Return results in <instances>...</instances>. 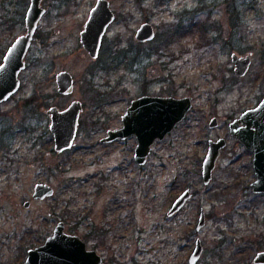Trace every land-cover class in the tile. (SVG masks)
<instances>
[{"label": "rangeland", "instance_id": "rangeland-1", "mask_svg": "<svg viewBox=\"0 0 264 264\" xmlns=\"http://www.w3.org/2000/svg\"><path fill=\"white\" fill-rule=\"evenodd\" d=\"M96 1H42L47 11L27 52L21 87L0 103V234L18 224L52 232L63 220L90 235L89 247L104 241L108 264H190L197 239L203 253L196 264H254L264 249V192L253 191V153L230 134L229 124L264 95V0H110L117 19L92 58L80 36ZM29 3L0 0V21L13 19L0 24V50L26 32ZM145 21L156 29L148 43L135 38ZM161 46L160 54L149 55ZM232 52L254 53L243 77L234 71ZM61 70L75 78L70 95L58 92ZM111 88L108 104L93 101L97 90ZM144 94L191 96L193 107L155 141L141 166L135 136L102 138L122 126L131 100ZM74 99L84 104L78 133L70 149L58 152L46 110L64 109ZM214 117L218 125L210 126ZM221 137L227 145L205 184L209 140ZM41 181L55 193L34 199ZM188 186L193 196L168 216ZM201 209L206 224L198 230Z\"/></svg>", "mask_w": 264, "mask_h": 264}, {"label": "water", "instance_id": "water-1", "mask_svg": "<svg viewBox=\"0 0 264 264\" xmlns=\"http://www.w3.org/2000/svg\"><path fill=\"white\" fill-rule=\"evenodd\" d=\"M42 0H31L27 16V32L19 36L9 48L4 67L0 69V101L7 99L18 91L20 86L19 73L25 67L24 57L32 43L36 28L46 8L41 5ZM115 19V13L108 0H99L91 10L85 28L82 31L81 41L92 57H98L102 38ZM155 37L154 27L146 22L138 29L136 38L140 41L152 40ZM235 71L239 76L247 74L251 66L250 55H232ZM59 92L71 94L75 88L74 77L68 70H61L57 74ZM193 107L191 96L174 97L144 94L131 100L122 116L123 126L109 129L103 142H112L116 139H127L136 135L138 144L134 158L139 165H145L151 154L156 140H163L186 117ZM80 100H74L67 108L60 110L53 106L48 109L51 115V130L55 137V149L58 152L70 149L77 136L79 119L83 111ZM218 125L214 117L210 126ZM230 134L240 141L253 153V166L256 179L252 182L253 191L264 192V98L256 107L247 109L229 125ZM227 139L210 140L207 154L203 161L202 177L205 184L213 178L217 160L221 150L226 147ZM54 187L46 182H38L34 187L33 197L45 199L53 195ZM193 196L190 188L183 190L173 201L168 216L180 211ZM30 206V201L24 204ZM206 224V215L201 211L197 229ZM203 253V244L197 239L194 251L190 256V263L196 264ZM254 264H264V249L259 250L253 258ZM22 264H104L102 257L96 250L87 248V243L78 234H69L65 231V222L60 221L45 245L31 250L27 260Z\"/></svg>", "mask_w": 264, "mask_h": 264}, {"label": "flooded vegetation", "instance_id": "flooded-vegetation-1", "mask_svg": "<svg viewBox=\"0 0 264 264\" xmlns=\"http://www.w3.org/2000/svg\"><path fill=\"white\" fill-rule=\"evenodd\" d=\"M27 1V0H26ZM43 1V0H42ZM57 1H59V2H61V3H66V2H68V3H70V2H74V1H77V0H57ZM98 1L99 0H97L96 1V3H95V5L91 8V10L97 5V3H98ZM109 2H110V0H108ZM137 1H139V0H137ZM30 3H31V0H30ZM30 3H29V6H30ZM41 5H42V2H41ZM43 7V6H42ZM110 7L112 8V4H111V2H110ZM45 8V7H44ZM28 9H29V7H28ZM28 9L26 10V14H25V26H26V32H27V25H26V16H27V12H28ZM91 10H90V12H91ZM112 10L114 11V13H115V19L113 20V22L110 24V25H112L115 21H116V19H117V14H116V11L112 8ZM47 11V10H46ZM90 12H89V15H90ZM185 13H187V11L185 12ZM22 14V13H21ZM187 15V17H188V14H186ZM44 16V15H43ZM42 16V17H43ZM88 18H89V16H88ZM184 18H185V15H183V17H182V22H183V24H182V28H185V30H187L188 29V27H190V26H186L185 27V24H184ZM11 20H13L12 18H10V19H8V17L7 16H5V18H4V20L3 21H11ZM88 20V19H87ZM87 20H86V22H87ZM3 21H0L1 23L0 24H2L3 23ZM40 22V21H39ZM86 22H85V24H84V27H83V30H84V28H85V25H86ZM146 22H149V21H145V22H143V23H146ZM143 23H141V25L143 24ZM149 23H151V22H149ZM187 23V22H186ZM152 24V23H151ZM109 25V26H110ZM141 25L138 27V29L141 27ZM153 25V24H152ZM38 27H39V23H38ZM38 27L36 28V31H35V34H34V37H33V39L35 38V36H39L38 35V33H40V31H38ZM153 27H154V31H155V37L152 39V40H148V41H140V40H138L137 38H136V34H137V31H138V29H137V31H136V34H135V38H136V40L137 41H139V42H142V43H148V42H152L155 38H156V29H155V26L153 25ZM210 28V26H207V24H205V27H204V30L205 29H207V28ZM109 28V27H108ZM108 28H107V30H106V32H105V34H104V36H103V38H102V43H101V48H100V53H101V49H102V47H103V49H104V47H105V44L103 43V40H104V37H105V35H106V33H107V31H108ZM82 30V31H83ZM82 31H81V36H80V40H81V37H82ZM25 32V33H26ZM25 33H22L21 35H23V34H25ZM21 35H19V36H21ZM18 36V37H19ZM18 37H16L6 48H2L1 50H0V59H2V61H1V63L0 64H3L4 63V58H5V56H6V54H7V52H8V50H9V48L11 47V45L15 42V40L18 38ZM214 37V39H216L217 37H215V36H213ZM32 42H33V40H32ZM81 43H82V41H81ZM83 44V43H82ZM31 45H32V43H31ZM31 45H30V47H31ZM84 46V45H83ZM29 47V48H30ZM85 48V47H84ZM86 49V48H85ZM29 50V49H28ZM87 50V49H86ZM28 52V51H27ZM87 52L89 53V55L91 56V54H90V52L87 50ZM100 53H99V55H100ZM234 53H237V52H232V54H231V59H232V55L234 54ZM237 54H239V53H237ZM253 52H249V53H247V54H245V56L246 55H250L251 56V59H252V62H253ZM26 55H27V53H26ZM26 55H25V57H24V61H25V67L20 71V73H19V79H20V86H19V88H18V90L20 89V87H21V84H22V80H21V78H20V75H21V73L26 69V67H27V61H26ZM99 55H98V57H99ZM239 55H241V54H239ZM92 57V56H91ZM92 58H94V57H92ZM95 58H97V57H95ZM232 62H233V59H232ZM252 62H251V64H252ZM233 64H234V71H235V63L233 62ZM251 67V66H250ZM249 70H250V68H249ZM248 70V71H249ZM60 72V71H59ZM58 72V73H59ZM57 73V74H58ZM235 73H236V71H235ZM248 73V72H247ZM57 74H56V83H57ZM237 74V73H236ZM238 75V74H237ZM239 76V75H238ZM74 77V76H73ZM239 77H243V76H239ZM74 81H75V78H74ZM75 85H76V83H75ZM57 88H58V84H57ZM75 89V88H74ZM58 92H59V89H58ZM16 93V92H15ZM14 93V94H15ZM60 94H62L61 92H59ZM73 93V92H72ZM71 93V94H72ZM13 94V95H14ZM13 95H11V96H13ZM62 95H66V94H62ZM68 95H70V94H68ZM150 95V94H149ZM11 96H9L7 99H5V100H3V101H0V103L1 102H4V101H7ZM264 98V95H263V97L261 98V100ZM74 100H77V99H74ZM74 100H72L71 101V103L74 101ZM260 100V101H261ZM81 101V100H80ZM259 101V102H260ZM70 103V104H71ZM69 104V105H70ZM82 104H83V102H82ZM259 104V103H258ZM257 104V105H258ZM39 105V104H38ZM41 105V104H40ZM68 105V106H69ZM256 105V106H257ZM53 106H56V105H52V106H50L48 109H50L51 107H53ZM67 106V107H68ZM255 106V107H256ZM56 107H58V106H56ZM66 107V108H67ZM83 107H84V104H83ZM59 108V107H58ZM253 108V107H252ZM48 109L46 110V113L48 114V116L50 117V125H49V129H50V131H51V133H52V135H53V138H54V149H55V137H54V133H53V131L51 130V124H52V118H51V115L48 113ZM60 110H64V109H61V108H59ZM84 109V108H83ZM250 109V108H249ZM246 111V110H245ZM79 123H80V119H79ZM230 125V124H229ZM122 126H123V122H122ZM121 126V127H122ZM20 129H24V126L23 127H20ZM78 133V132H77ZM132 136H135L136 137V139H137V136L136 135H132ZM131 137V136H130ZM129 138V137H128ZM122 140H125V139H122ZM210 141V140H209ZM137 144H138V139H137ZM137 144H136V146H137ZM136 146H135V148H136ZM56 150V149H55ZM135 155V154H134ZM149 158V157H148ZM10 161H13L11 158L9 159ZM137 162V161H136ZM141 166H143V165H141ZM41 182H45V181H41ZM46 183H48V182H46ZM50 184V183H49ZM186 188H190L191 189V187H186ZM185 188V189H186ZM55 189V188H54ZM183 191V190H182ZM181 191V192H182ZM180 192V193H181ZM55 193V192H54ZM179 193V194H180ZM178 194V195H179ZM177 195V196H178ZM176 196V197H177ZM175 197V198H176ZM34 198V197H33ZM34 199H36V198H34ZM190 200V199H189ZM188 200V201H189ZM28 201H30V200H28ZM187 201V202H188ZM25 204V203H24ZM30 205H31V201H30ZM25 206V205H24ZM26 207V206H25ZM28 207H30V206H28ZM203 209H201V211H202ZM179 212V211H178ZM177 212V213H178ZM176 213V214H177ZM201 214V213H200ZM174 216V215H173ZM60 221H63V220H60ZM59 221V222H60ZM59 222L57 223V224H55L52 228H49L50 230H52V232H45L44 231V228H37V227H34L35 225H32V224H18L17 226H16V229H15V231L14 232H12V231H4V233H2V234H0V264H22V263H24L26 260H27V258H28V256H29V254H30V251L31 250H35V249H37V248H39V247H42L43 245H45V243L47 242V240H48V238L51 236V235H53L54 234V231H55V228L58 226V224H59ZM37 226H40V224H37ZM69 227V228H68ZM70 228H72L73 230H71ZM74 228H76V226H71V225H68V224H66L65 223V231L67 232V233H69V234H78L75 230L76 229H74ZM93 230H94V227H93ZM78 235H80V234H78ZM81 237H82V239L87 243V248L88 249H91V250H96L97 251V253L102 257V260H103V262H104V264H108V261H107V258H106V256H105V254H102L101 252H102V249H101V246H103V245H105V242L103 241V243H100V244H94V246L93 247H89L88 246V242L91 240V239H87L86 238V236H82V235H80ZM14 255V256H18V257H20L21 259H18L17 261H14L13 263H12V259L10 258V256L11 255ZM192 254V253H191ZM191 256V255H190ZM189 262H190V257H189ZM198 262V261H197ZM196 262V263H197ZM191 264V263H190Z\"/></svg>", "mask_w": 264, "mask_h": 264}, {"label": "trees", "instance_id": "trees-1", "mask_svg": "<svg viewBox=\"0 0 264 264\" xmlns=\"http://www.w3.org/2000/svg\"><path fill=\"white\" fill-rule=\"evenodd\" d=\"M39 35V33H38ZM160 49H164L163 46L157 48V49H153L151 52H149V55H152V54H160ZM94 71H92V74H93ZM90 80V79H88ZM95 88H98L96 87L95 85ZM113 89L114 88H111L110 89V92H101V90H97L96 94H95V99L93 97V101L96 102V104H99V105H103V104H108L110 101H111V98L114 97V93H113ZM90 235L86 236L87 239H89Z\"/></svg>", "mask_w": 264, "mask_h": 264}, {"label": "snow or ice", "instance_id": "snow-or-ice-1", "mask_svg": "<svg viewBox=\"0 0 264 264\" xmlns=\"http://www.w3.org/2000/svg\"><path fill=\"white\" fill-rule=\"evenodd\" d=\"M4 65L3 64H0V69H3Z\"/></svg>", "mask_w": 264, "mask_h": 264}]
</instances>
